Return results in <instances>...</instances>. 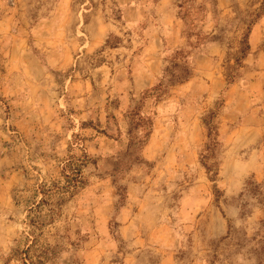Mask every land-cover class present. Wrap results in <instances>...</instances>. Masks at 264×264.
<instances>
[{
    "label": "rangeland",
    "instance_id": "1",
    "mask_svg": "<svg viewBox=\"0 0 264 264\" xmlns=\"http://www.w3.org/2000/svg\"><path fill=\"white\" fill-rule=\"evenodd\" d=\"M76 136L85 183L40 225ZM29 246L264 264V0H0V264Z\"/></svg>",
    "mask_w": 264,
    "mask_h": 264
},
{
    "label": "trees",
    "instance_id": "2",
    "mask_svg": "<svg viewBox=\"0 0 264 264\" xmlns=\"http://www.w3.org/2000/svg\"><path fill=\"white\" fill-rule=\"evenodd\" d=\"M252 25H249L247 33L245 35V47L242 50V53H246L247 51L251 50V46L249 44V35L251 33ZM78 136H76L75 142L71 144L70 151H73L68 155V157L65 159V161L62 162L60 165V177L63 181V184L60 181L53 182L52 186L49 188L46 184H41L38 187L37 193L40 195V201L38 202L39 207L43 205L44 203H50L48 200V194L52 193L56 196V201L54 204H52L53 208L50 209V212L48 215H43L42 212L39 213V223L40 225H43L47 222V219L49 222H52L56 219V216L60 213V206L62 203L66 202L69 197L74 196L80 188L83 187L85 183V176H84V170L83 167L88 163L89 155L86 152H83L82 154H79L77 152L79 146H81ZM53 189H56L55 192H52ZM47 218V219H46ZM34 239H38V236L33 233ZM31 249V246L28 247L25 251H23V255L21 258L24 260L25 264H28L27 257H25L26 253L28 254L29 250ZM21 253V252H20ZM25 255V256H24ZM29 264H46L45 261L39 260L37 262H34L31 260V263Z\"/></svg>",
    "mask_w": 264,
    "mask_h": 264
}]
</instances>
